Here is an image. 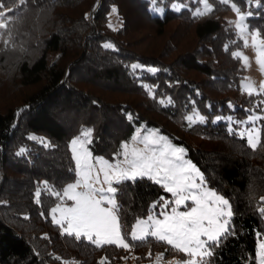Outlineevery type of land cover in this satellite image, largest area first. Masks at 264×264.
<instances>
[{
  "label": "trees",
  "instance_id": "16d2710c",
  "mask_svg": "<svg viewBox=\"0 0 264 264\" xmlns=\"http://www.w3.org/2000/svg\"><path fill=\"white\" fill-rule=\"evenodd\" d=\"M201 2L26 0L16 13L22 20L13 30L14 46L5 49L0 41V264H99L103 258L122 264L129 250L97 248L53 223L50 210L61 200L51 192L74 181L70 141L84 128L94 130L93 155L112 161L143 124L185 148L208 186L232 205L235 234L211 249L208 264H256L264 238V218L258 214L264 205V132L253 150L246 138L229 132L232 127L238 132L236 124L224 118L242 120L248 110L264 116L258 107L264 93L244 92L242 60L232 53L245 47L226 17L233 3L242 13L252 11L246 19L249 32L259 30L264 38V9L255 7L256 0L251 6L244 0L227 5L209 0L212 10L197 16ZM113 17L118 27L112 26ZM174 23L165 45H151ZM180 36L183 46L175 41ZM106 43L114 47L105 48ZM134 64L142 67L133 71ZM33 136L48 146L29 139ZM21 148L24 154L17 155ZM116 187L124 233L149 215L153 203L170 198L147 179ZM133 249L137 264L160 253L165 260L184 259L154 242Z\"/></svg>",
  "mask_w": 264,
  "mask_h": 264
},
{
  "label": "snow or ice",
  "instance_id": "6c2138e0",
  "mask_svg": "<svg viewBox=\"0 0 264 264\" xmlns=\"http://www.w3.org/2000/svg\"><path fill=\"white\" fill-rule=\"evenodd\" d=\"M11 2L18 4V7L13 9L10 5L6 6L4 0H0V41L3 42L5 49L14 46L13 30L15 24L22 20V17L16 16V13L21 11V7L26 6V0H11ZM220 2L227 5L229 0H220ZM244 2L251 6L253 0H244ZM202 3L204 11L198 9L195 13L197 16L211 11L209 0H202ZM231 7L240 17L235 27L239 30L238 36L242 38L243 46L249 47L247 37L251 35V46L255 48L257 63L264 68V38L261 37L259 30L249 33L244 23L253 12L242 13L235 3ZM255 7L264 9V5L260 4L259 0H256ZM174 8L176 11L181 10L180 5ZM9 13L13 15L10 16ZM104 47L114 46L106 43ZM232 55L237 59L242 56L240 52H234ZM243 60L247 65L248 57L243 56ZM141 67L139 64L131 65L133 71ZM147 70L153 73L157 71L155 68ZM242 86L249 97L264 93V83L259 89L251 82H242ZM258 107L264 112V100L259 101ZM128 119H132L131 115ZM186 119L190 123L194 122L193 115L187 116ZM197 119L200 123L205 122L203 116L197 115ZM221 119L216 117L217 121ZM224 119L229 124L248 126L238 132L229 128V132L242 139L246 137V144L251 149L255 150L261 145L264 129L257 125V121H264V116L248 110L246 120L234 121L231 116ZM90 137L91 132L86 130L71 141L74 167L69 171L74 174L75 179L63 187L62 191L51 192V195L61 200V203H57L50 212L52 221L63 230V233L77 240L86 239L97 248L115 246L130 251L134 246H144L154 242L166 246V251L183 254L184 259L177 264H208L207 257L212 255L211 249L219 246L228 236L235 234L231 222L233 210L229 199L208 188L204 174L185 158V148L174 145L168 137L159 135L156 130L143 136L137 132L131 138V143L120 146V150L110 162L102 156H93L87 147L91 143ZM29 139L37 138L33 136ZM40 142L48 146L45 141ZM136 144H142L143 147L134 146ZM24 152L25 149L21 148L17 155H23ZM142 179L160 185L171 194V199L161 197L151 205L146 219H137L132 231L124 233L118 215L120 206L115 198L116 186L125 181L135 182ZM44 184L47 188V182ZM40 196L41 192L37 190L35 192L37 203ZM64 198L73 203L70 206L64 204ZM261 200L264 201V197ZM157 204L160 205L159 215L156 214ZM56 213H59V218ZM258 214L264 218V205L258 208ZM163 257L164 253L157 255L154 264H162ZM99 264H108L107 258H103ZM256 264H264V238L259 243Z\"/></svg>",
  "mask_w": 264,
  "mask_h": 264
},
{
  "label": "rangeland",
  "instance_id": "374dc122",
  "mask_svg": "<svg viewBox=\"0 0 264 264\" xmlns=\"http://www.w3.org/2000/svg\"><path fill=\"white\" fill-rule=\"evenodd\" d=\"M199 10L201 11V12H203L204 11V5H203V3L201 2V7L199 8ZM211 10H212V6H211ZM228 20H230L231 21V23L235 26V24H236V22H238L239 21V19H240V17H239V15L236 13V11L235 10H233L229 15H227V17H226ZM113 20H114V24H112V26L113 27H118L119 26V23L118 22H116V17H113ZM245 24H246V26H247V29H248V25H247V23H246V20H245V22H244ZM140 25H141V23H140ZM176 25H177V23H174V24H172V25H170L167 29V35L163 38V37H161V38H159L158 40H156L155 42L154 41H151V45H154V46H156V45H161V46H163V45H165V43H166V40L167 39H169L171 36H170V34L175 30V28H176ZM237 31L239 32V30L237 29ZM248 31H249V29H248ZM250 33V32H249ZM241 38V37H240ZM242 39V38H241ZM247 39H248V42H249V47H247V48H244L243 50H241V51H239L241 54H242V56H241V60H242V64H243V67H244V70H245V80L243 81V82H251L252 84H253V86L254 87H256L257 89H259V86L262 84V83H264V68H262L258 63H257V54H256V51H255V48L254 47H252L251 45H252V40H251V35H249L248 37H247ZM183 39H182V37L180 36V37H178L177 39H175V41H178V43H179V45H181V46H183L184 44H185V42L184 41H182ZM243 56H247L248 57V64L247 65H245V62H244V60H243ZM234 121H243V120H246V118L245 119H242V120H239V119H237V118H234L233 119ZM236 124V127H237V131H241V130H244V128H246V127H248L247 125H239V124H237V123H235ZM257 125H259L260 126V121H257ZM231 126H232V124H231ZM233 128V127H232ZM234 129V128H233ZM86 130H89L90 132H91V137H90V139H91V142H92V138H93V128H89V127H87V128H84L82 131H81V133L78 135V136H80L81 134H82V132H84V131H86ZM153 130H156L157 132H158V134L159 135H163V136H165L162 132H161V130L160 129H157V128H152V127H148L147 125H145V124H143L141 127H138V128H136V131H135V133H134V135L137 133V132H139L140 134H141V136H143V135H145V134H147L148 132H151V131H153ZM133 135V136H134ZM77 137V136H76ZM76 137H72L71 138V141L74 139V138H76ZM167 137V136H166ZM37 138V137H36ZM246 138V137H245ZM36 140H39V141H41V139H36ZM170 140V139H169ZM71 141H70V148H71ZM171 141V140H170ZM132 142V140L130 139L129 141H127V142H124V143H131ZM172 142V141H171ZM123 143V144H124ZM173 143V142H172ZM174 144V143H173ZM175 145V144H174ZM90 146H91V143H89L88 145H87V147L89 148V150L91 151V149H90ZM134 146H136V147H140V148H142L143 147V145L142 144H136V145H134ZM177 146V145H176ZM180 147V146H179ZM92 152V151H91ZM93 154V153H92ZM94 156V155H93ZM95 157V156H94ZM97 157V156H96ZM185 158L186 159H188V160H190L193 164H195L196 165V163L193 161V159H191V158H189L188 157V152H187V150H186V156H185ZM106 159V158H105ZM116 159H119V157H116ZM110 161V160H109ZM110 162H112V161H110ZM196 167L200 170V168L196 165ZM200 172H202L201 170H200ZM101 176H102V174H101ZM207 183V182H206ZM99 186V185H98ZM115 186V185H114ZM207 186H208V184H207ZM105 187H106V185H105ZM208 188H210V189H212L211 187H209L208 186ZM78 190H82V189H78ZM214 190V189H213ZM220 194V193H219ZM116 195V194H115ZM170 195V198L169 199H171V194H169ZM222 195V194H221ZM65 200H64V204H66V205H68V206H70L73 202L72 201H69V200H67L66 198H64ZM157 207H159L158 209L160 210V205L159 204H157ZM159 210H156V214L157 215H159ZM181 210H184L183 208H181ZM56 216H57V218H59V213H56ZM142 219H146V217L145 218H142ZM261 242V240H259V242H258V250H259V243ZM134 249H133V247L131 248V250L129 251L130 253H128V256H127V259H123L122 260V264H137L136 262H137V259H138V254L137 253H135L134 251H133ZM148 253H150V252H148ZM157 255H159V254H156V255H154L153 256V258H152V260L151 261H148V262H144V264H154V260H155V257L157 256ZM179 261H182V260H179V259H177V258H171V259H168V260H165V258L163 257V261H162V264H177V262H179ZM64 264H78V262H76V261H74V260H69V261H64ZM143 264V263H142Z\"/></svg>",
  "mask_w": 264,
  "mask_h": 264
},
{
  "label": "crops",
  "instance_id": "0c3cea01",
  "mask_svg": "<svg viewBox=\"0 0 264 264\" xmlns=\"http://www.w3.org/2000/svg\"><path fill=\"white\" fill-rule=\"evenodd\" d=\"M51 218H52V215H51ZM54 223V222H53Z\"/></svg>",
  "mask_w": 264,
  "mask_h": 264
}]
</instances>
